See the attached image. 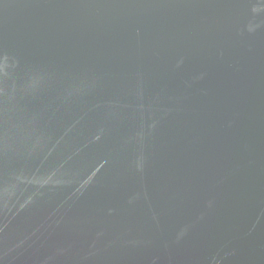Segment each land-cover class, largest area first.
<instances>
[{"label":"water","instance_id":"obj_1","mask_svg":"<svg viewBox=\"0 0 264 264\" xmlns=\"http://www.w3.org/2000/svg\"><path fill=\"white\" fill-rule=\"evenodd\" d=\"M0 264H264V0H0Z\"/></svg>","mask_w":264,"mask_h":264}]
</instances>
